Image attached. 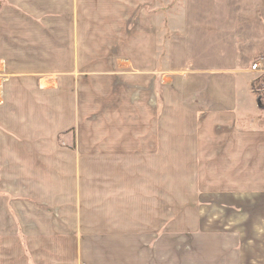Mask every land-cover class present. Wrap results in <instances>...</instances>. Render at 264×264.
<instances>
[{
    "label": "crops",
    "instance_id": "obj_1",
    "mask_svg": "<svg viewBox=\"0 0 264 264\" xmlns=\"http://www.w3.org/2000/svg\"><path fill=\"white\" fill-rule=\"evenodd\" d=\"M171 1H12L0 264H264V0Z\"/></svg>",
    "mask_w": 264,
    "mask_h": 264
},
{
    "label": "rangeland",
    "instance_id": "obj_2",
    "mask_svg": "<svg viewBox=\"0 0 264 264\" xmlns=\"http://www.w3.org/2000/svg\"><path fill=\"white\" fill-rule=\"evenodd\" d=\"M8 1L9 4L7 3ZM14 0H0V18H1V22H0V49L2 48V44L3 43V27H4V17L7 14H10L11 15V11L12 9H15V11L17 10L16 6L18 5V3L16 2H12ZM142 3L140 4V8H136V5L137 3H134V2H131V0H126V4H130V8H126L125 10V24H126V30L128 28L129 31H131L133 28H136L140 22H139V13L140 11L142 10H146L147 13L151 12L149 10H151V8L149 9V4H147V2H145V0H141ZM187 1V2H186ZM10 3H12L13 7H11ZM134 5V7L132 6ZM146 6V7H145ZM165 4L163 2H160L158 3V7L153 11V12H160V14L157 15L158 17V21H159V25L162 29H164L165 27V21H164V12L165 10L169 8V10L174 14V13H177L175 15L179 16V12L181 10H183L184 12L188 13L189 14H195L196 11H197V0H172L170 5L167 7H164ZM148 7V8H147ZM161 13H163V15H161ZM100 13H96L95 16L97 17ZM104 12L102 13V16H104ZM192 15H188V17H191ZM189 23L191 21H195V19L193 18H188L187 20ZM179 22V21H178ZM163 53V51H162ZM164 68H160V70H163ZM159 70V68H158ZM251 70H252V66H251ZM258 70V68L256 69ZM256 70H252V71H256ZM161 75V74H160ZM159 77V75H158ZM3 75L0 74V81H3ZM1 83V82H0ZM0 95H1V90H0ZM2 99L0 98V103H1ZM156 167H157V183H158V187L161 183V178L163 177V174H164V171H165V165L163 163H157L156 164ZM173 174H180V163H174L173 164ZM174 181H176V179L174 178ZM163 197L164 195L163 194H159V197ZM179 205H177L175 202H174V206H173V210H166L164 209L163 205H158V211H157V217L158 218H172L173 221H177L176 224H179V219H180V211L176 208L178 207ZM175 224V222H174ZM178 248V247H177ZM185 250V249H184Z\"/></svg>",
    "mask_w": 264,
    "mask_h": 264
},
{
    "label": "trees",
    "instance_id": "obj_3",
    "mask_svg": "<svg viewBox=\"0 0 264 264\" xmlns=\"http://www.w3.org/2000/svg\"><path fill=\"white\" fill-rule=\"evenodd\" d=\"M252 91L256 97L258 108L264 111V79L252 84Z\"/></svg>",
    "mask_w": 264,
    "mask_h": 264
},
{
    "label": "built area",
    "instance_id": "obj_4",
    "mask_svg": "<svg viewBox=\"0 0 264 264\" xmlns=\"http://www.w3.org/2000/svg\"><path fill=\"white\" fill-rule=\"evenodd\" d=\"M258 68V65L257 64H253L252 65V70H256ZM1 83H0V90H1V86H2V83H3V81H0ZM0 98H1V95H0Z\"/></svg>",
    "mask_w": 264,
    "mask_h": 264
}]
</instances>
